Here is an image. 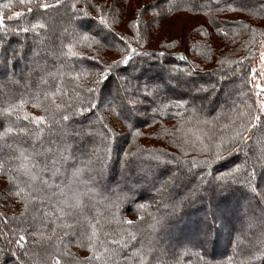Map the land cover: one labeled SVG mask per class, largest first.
I'll return each mask as SVG.
<instances>
[{
    "label": "trees",
    "instance_id": "trees-1",
    "mask_svg": "<svg viewBox=\"0 0 264 264\" xmlns=\"http://www.w3.org/2000/svg\"><path fill=\"white\" fill-rule=\"evenodd\" d=\"M167 1L170 6L169 0ZM49 2H54V0H49ZM65 2L69 3L70 0H65ZM6 3L12 5L15 1L0 0V13H3L8 26H19L35 18V15L27 14L25 8L24 17L8 21L7 16L12 13V10L11 7L3 8ZM177 3L179 7L173 11L200 14L217 11V0H177ZM260 4L261 0H219L218 7L224 9V12H241L256 18H264V12L254 15L247 10L259 9ZM200 5H207V7L201 8ZM242 6H246L245 10H230L231 8L240 9ZM59 9L66 12L69 22L75 21L79 24V27L72 28L65 34L67 40L65 44L63 40L59 41L57 38L42 39L45 30L41 29L37 30L39 35L36 32H28L20 35L8 34L4 37V40L8 38L10 41L7 43L3 41V48L7 49V57L3 51H0V107L18 103L21 98L26 101V106H34V97L38 93L41 94L40 98L43 100V92L54 90L57 87L62 92L65 86H71L74 75L85 77L92 73L95 61L89 57L67 54V44L70 42L75 43L78 40L83 42L84 36H87L95 38L107 49L122 48L123 42L117 41L116 34L106 32L103 34L88 29L89 27H96L99 31L100 28L104 29V26L99 25L96 19L82 12L74 14L67 7ZM59 9H52L47 13L58 12ZM245 25L244 21H231L225 23L224 28L232 36L231 38L236 39L249 29ZM81 26L88 31L84 32L79 29ZM14 49H18L19 52L12 56ZM36 56L38 61L31 63L32 57ZM28 62H30L29 65H27ZM250 64L251 62L248 61L239 71H236L235 76L231 72L236 69L229 67L215 73L221 76L230 72L232 80L235 77L239 81L243 79L247 81L239 85L241 89L237 92V96L235 95L236 98L231 99L230 97L227 105L219 110L210 109L209 106H198L188 98H165L156 88L150 87L154 100L147 108L145 125L151 126L169 121L178 123L191 121L208 127L212 123L224 122L228 127L222 131L224 135H227L233 128L232 124L233 126L239 125L243 120L242 114L248 111L245 105L253 104L255 99L251 88ZM121 66L122 71H128L138 80L147 81L159 76L164 77L167 81L166 89L172 92L183 87L181 78L193 82L196 77H206L203 73L194 72L182 54L171 56L160 52L141 51L132 55L131 59ZM132 69H135L133 74ZM222 77L228 78L227 76ZM42 80H46L47 84L42 83ZM112 80L111 73L106 74L102 83L104 89L111 84ZM122 95H124L123 92H121L119 106H124L128 116H132L135 121L142 120L135 112V108L130 107L125 102V96ZM24 110L22 108L19 112V119L16 116L6 118L0 115V133L10 126L17 132L19 128L25 126L34 128V125H29V122L23 119L24 113H28ZM121 111L119 107L115 109L116 115L128 127L132 133L131 136H134L136 127L124 114H121ZM91 113L90 110L77 113L72 116L73 122H80ZM99 122L105 131L104 135H100L92 127L85 130L94 135L92 140L85 135L81 136L80 140L76 137H67L69 132L72 134L80 132V129L76 127L70 128L68 121L62 122L61 125L53 124L51 130L45 127L40 139L34 135L25 136L15 133L0 139V145L3 147H0V160L7 161L9 167L16 169L13 175L16 176L21 187L31 184L37 190L36 194L42 198L37 202L42 203L43 210L38 209L37 218H31L28 221L30 226L26 227L27 231L35 233L37 229V234L41 232L43 236L53 234V237L50 236L51 239L45 241L47 242L45 245L37 247V253L34 254H30L32 247L29 245L21 250L14 243L8 245V239L12 238L9 234V238L8 235L2 236L3 242L0 248H4L5 253L0 255V264H5L4 255H6L7 262H13V264H37L34 261L38 264H48L47 256L53 251V244L57 237L62 238L63 243L59 247L61 251H64L67 244L73 241L78 244L79 241L84 240L85 234L91 233L88 222L95 224L97 220L99 221L98 236L93 243L101 256L106 259L96 260L93 264H140L141 256L146 264H177V262L179 264H205V262L207 264H264V256L255 260L250 259L254 251L258 252L264 248V202L257 193L259 185L257 178H254L255 192L251 190L246 181L248 172H244L246 176H243L240 171L234 179H220L224 173L234 169L236 163H232L239 160V154L227 151L223 152V158L220 159L215 158V155H209L206 158H184L168 155L163 149L142 148L140 151L127 150L122 153V157L115 158L116 154L121 156V149L116 147V150L112 152L109 141L115 140L116 146L117 138L110 129L105 127L103 121L99 119ZM210 127L212 133L218 134L215 130L217 126L211 125ZM257 127L260 126L257 125ZM78 141L88 146L89 150L86 153L76 148ZM106 147L109 149L107 152ZM225 147H230L229 143ZM21 151L29 157L28 161L18 158ZM48 154L52 156L49 157ZM70 160L74 164H71ZM21 163H27L29 166L36 165L31 168V172L36 176L35 180H32L31 176L26 174L25 169L20 167ZM252 166L253 164L246 162L243 167L246 169L248 167L250 171ZM166 167L171 168L172 174L177 179L174 183H169L165 190L162 189V185L173 176L171 174L165 178L161 177L162 173L167 171ZM153 168L157 170L153 176L156 181L149 184L148 178ZM261 168L264 172V165L263 167L255 166V172ZM77 169L79 172L74 176L73 173ZM184 174L189 178L184 180ZM4 176L7 177V175ZM64 179L67 181L75 179V182L79 180L82 188H71ZM101 182H105L108 186H115L113 194L105 193L99 185ZM74 194L79 195L82 207L69 210L62 202L65 199L71 200ZM60 207L71 211V216L62 215L59 212ZM255 209L261 211L260 220L253 215ZM127 213L138 216L139 219L129 224L126 218ZM42 217L45 220L41 225ZM239 221H242V225L235 226ZM0 222L3 226L4 223L1 220ZM64 223L71 224L73 227L64 229L62 227ZM5 227L9 226L5 225ZM66 231L68 235L64 234ZM129 232L135 235V239L128 238L127 233ZM152 234L158 235L159 242L168 240L170 244L187 248L168 252L154 243L156 241H153ZM121 236L126 241L125 244L111 243L113 239H119ZM256 242V248L252 247ZM105 247L109 249V252H104ZM123 247H127L128 250L123 252ZM82 248L89 250L88 247ZM11 250L19 251L17 255L20 256V263H16ZM24 252H27V255H24ZM216 256L219 257L214 261L213 258Z\"/></svg>",
    "mask_w": 264,
    "mask_h": 264
},
{
    "label": "rangeland",
    "instance_id": "rangeland-1",
    "mask_svg": "<svg viewBox=\"0 0 264 264\" xmlns=\"http://www.w3.org/2000/svg\"><path fill=\"white\" fill-rule=\"evenodd\" d=\"M8 1L10 2V0ZM14 1L15 4L13 3L11 5L12 12H24L25 7L19 4V0ZM153 5H156V7H153ZM168 5L167 0H78L76 5L77 8H86L87 15L96 19L100 23L99 25L104 26V29L100 28V31L96 27H89L88 29L103 34H105V32L114 35L116 34L117 41L123 42V45L121 46L123 49H107L100 44L98 40L90 37H88V39H83V42L78 40L75 41V43H68L72 44L73 51H75L78 56L89 57L95 61V64L92 73L89 75L85 77H81L78 74L74 75L72 79L74 81L71 86H65V90L58 93L56 103L70 106L74 109L83 107L85 109L84 112H86L88 109L87 100L92 99L93 97V94L88 93L87 89L89 87H96L97 91L96 95L94 94L93 103L98 107H95L94 111L87 118H84L85 121L73 122V118H71L67 124L70 125V128L76 127L80 129V132L73 134L69 132L67 137H76L80 140V137L85 135L92 140L94 139V135L85 131L88 127H92L96 129L100 135H104L105 131L101 126V122H99V118H103L100 120L105 123L107 128L110 129L111 133L117 138L116 146L115 140H113V142L111 140L109 141V146L112 148L111 151L113 150L112 152H114L116 147L121 149V156L116 154L115 158L122 157V153L127 150L140 151L142 148L163 149L168 155H177L184 158H206V156L215 155L217 144L223 142L225 146L228 145L229 138L234 135V132L239 125L233 126L232 124L231 127L233 128L230 129V132L227 135H224V132L222 131V129L226 128L224 122L211 124L212 126H217L215 130L218 134L212 133V130L210 129L211 125H208L207 127L201 125V123L198 125L191 121L186 123L169 121L151 126L145 125L147 108L152 105V101L154 100V96L151 92L152 89L150 87L156 88L165 98H188L194 101L198 106H209L210 109L219 110L227 105L228 100L230 101V97L231 99L236 98L237 92L241 89V86L239 85H242V83H246L247 81L245 79L239 81V79H235V77L232 80V74H229L230 72L221 76H219V74L215 75L218 70H225L228 67L236 69L234 72H231L235 76L237 74L236 71H239L242 66L250 61L251 70L256 69L257 72L255 82L264 84V77L259 76V71L261 70L262 64H264L260 59V53L264 52V18H256L253 15L252 17L245 13L229 11H215L209 14L187 13L183 11L168 12ZM157 13L160 14L157 15ZM101 15L104 16L107 24H101ZM248 16L250 18H248ZM212 17L215 18V23L213 22ZM35 19L36 17L30 19L29 22H35ZM44 21L46 27L41 29L45 30L42 39L49 40L51 38H57L59 41L63 40L64 44L65 41H67L65 34L72 28L75 29L76 27H79L77 22L68 21L67 14L62 9H59L58 12L45 13ZM231 21H244L246 22V25L249 26V29L244 31L245 33L241 34L238 38H231L232 36H230L227 29L224 28V24ZM222 22H224V24ZM27 23L28 22L25 21L20 25H26ZM134 25L137 26L134 27ZM79 29L84 32L88 31V29L82 26ZM253 29H255L254 32L252 31ZM225 32L228 34L227 36L223 34ZM121 37L124 39H121ZM9 41L8 38H5L4 40L5 43ZM132 49H135V52H133ZM141 51H154L171 56L174 54H182L187 59L190 68L194 72L203 73L206 77H196V80L193 82L181 78L183 87L172 92L171 90L166 89L167 81L164 80V77L159 76L147 81L138 80L133 75H130L128 71H122L121 64H123V62L118 64L114 63L116 61H122L126 56H132ZM222 60L224 61L223 64L221 63ZM33 61H38L37 56L32 57L31 63ZM237 61L241 63H236ZM29 63L30 62H28L27 65H29ZM134 70L135 69L131 70L132 74L135 72ZM98 73H104L105 78L106 74L111 73L113 80L109 86L105 87V89L102 84L105 78L101 80L99 85L93 83L94 80L97 79ZM250 74V79H252V71H250ZM222 76H227L228 78L225 79ZM76 77L79 78L77 79ZM212 85H215V91H212ZM201 86L208 89V91H197ZM253 91L255 93L258 89H253ZM121 92L124 94L122 96H125L126 98L125 102H127L130 107L135 108V112H137L142 120L135 121L132 119V116H128L127 110L124 106H119V103L121 102ZM117 107L122 110L121 114H124L129 119V122L136 127L134 136H131L132 133L128 130V127L116 115L115 109ZM23 108L33 116L45 115L42 111V106L28 107L25 104ZM260 115L261 121L263 122L264 114ZM242 118L244 119L243 116ZM137 132L140 134L136 135ZM245 135L250 138L246 142L242 141L235 145V148L240 150L233 151L234 153L239 154V160H235L232 163H236L233 168H235L236 165L244 166L246 162H248V164H255V166L258 167H263L264 160H262L261 157L264 155V128H251ZM0 147L3 148L1 145ZM76 148L82 153H86L89 150L88 146L81 141L76 145ZM47 153L48 152H46V154ZM48 155H50L49 157L52 156L51 154ZM241 161L243 162L241 163ZM69 162L71 164L73 163L71 160ZM166 168L167 171L162 173V178L172 174L171 168ZM151 170L150 178H148L149 184H153L156 181L153 176L157 170H155V168ZM262 170L263 168H261V170L257 169L255 177L259 182L257 193L261 201L264 202V172H262ZM241 171L242 175L246 176V173H244L245 171L243 169ZM140 172L142 173V171ZM183 177L184 180L189 178V176L185 174ZM77 179H79V177H77ZM74 180L67 181L64 179L65 182L70 184L71 188L75 189L77 187L78 189H81L82 184H79V180H77V182ZM99 185L105 193H109L110 195L115 191V186H108L105 182H101ZM7 187H10L7 177L0 175V194H2ZM35 203L36 204L32 207L31 213L26 218L12 220L11 218L14 215L19 217V213L23 211V203L18 197H11L5 201L2 196H0V213H5V217H0V220L4 223L2 226L0 222V245L2 244L1 242H3L2 236L4 235L7 236L9 234L12 238H15V233L11 230L20 227L21 220H27L26 224L23 225L24 227H27L30 226V222L28 223V221L31 220L32 216L37 218V210L40 208V210H43V207L41 206L42 203L39 204L37 201ZM253 215L256 219H259L261 217V211L255 209ZM252 217H250V219ZM126 218L131 222H135L139 219L138 216L136 217L130 213L126 214ZM5 219L7 220V223L4 222ZM43 220L45 219H42L41 225L43 224ZM243 220L244 219H242V221ZM242 221H239L235 226L240 227ZM260 224L262 225V222H260ZM5 225L9 227H5ZM44 225H46V223H44ZM245 228H247V226ZM36 231L37 229L35 230L36 234L34 235H29V231L24 233L26 245L32 247L30 254L37 253V247L39 248L41 245H45V243H47L45 241L48 240V237H53V234L43 236L41 235V232L37 234ZM9 235L8 238L10 237ZM257 236L259 237V235ZM152 239H154L153 241H156L154 243L157 246L163 248V250L166 249L168 252L183 249V247L187 248L186 246L170 244L168 240H161V242H159L160 238L158 235L152 234ZM55 244L56 242H54L53 246ZM256 245L257 242L254 243L252 247L256 248ZM66 250L70 251L79 259L92 255L88 249L82 248L79 243L76 244L74 241L67 244ZM127 250V247L122 248L123 252H126ZM11 253H15V255H12L15 256L16 263H20V260H17V257L20 259V256L17 255L19 251L11 250ZM5 256L6 255L3 256V262L5 264H13V262H7ZM218 257L219 256L214 257L213 260L216 261ZM34 263L38 264L36 261H34Z\"/></svg>",
    "mask_w": 264,
    "mask_h": 264
},
{
    "label": "snow or ice",
    "instance_id": "snow-or-ice-1",
    "mask_svg": "<svg viewBox=\"0 0 264 264\" xmlns=\"http://www.w3.org/2000/svg\"><path fill=\"white\" fill-rule=\"evenodd\" d=\"M77 3L78 0H71V2L66 3L65 0H54V2H49V0H19V4L24 6L27 10V14H33L35 15L36 19L35 22H29L26 25H20L15 27H10L5 23V17L3 13H0V51H3L5 56L7 57V49L3 48V41L4 37L8 34L13 35H20L21 33H28V32H36L37 35H39V32L37 30L44 29L46 27L45 21H44V14L47 13L49 10L52 9H59L61 7H67L69 8L74 14L77 12H82L84 15H87V9H77ZM170 6L167 8L168 12H172L174 9H178L179 4L177 3V0H169ZM219 0H217V11H224V9L218 7ZM11 7V3H6L3 5V8L8 9ZM153 7H156V5H153ZM201 8L207 7V5H200ZM246 6H242L240 9L237 8H231L232 11H240L245 10ZM43 10V11H41ZM254 15H259L261 12H264V0H261V4L259 9H247ZM160 13H157L159 15ZM25 16V12L21 11H15L12 12L7 16L8 21H12L14 19H19L21 17ZM78 18V17H74ZM213 22L215 23V18L212 17ZM100 22L101 24H107V21L105 20L104 16H100ZM137 25H134L136 27ZM245 27H249L248 25H245ZM253 32L255 29L252 30ZM225 36H227V33H223ZM84 39H88L87 36H84ZM121 39H124L121 37ZM68 53L69 55H77L75 51H73L72 44H68ZM133 52H135V49H132ZM19 52L18 49L12 50V56L17 55ZM131 59V56H126L123 58L122 61H116L114 63H127L128 60ZM260 59L262 62H264V52L260 53ZM221 63L223 64L224 61L222 60ZM236 63H241L237 61ZM252 88L258 89V91H255L254 96L255 99L253 100V104H246V108L248 109L247 112L243 113L244 119L239 124V127L235 130L234 135L229 138V145L230 147H225V144L223 142L216 145L217 151L215 152V158L220 159L223 158V152L224 151H239L240 149L235 148V145L240 142H246L250 137L246 136L245 134L251 129L256 128L257 125H259L261 128H264V122L261 121V115L264 114V84L256 83V69H252ZM259 76L264 77V64H262L261 70L259 71ZM77 79L79 77H76ZM104 73H98L97 79L94 80L95 85H99L101 80L104 79ZM42 83L47 84L46 80H42ZM212 91H215V85L211 86ZM97 88L96 87H89L87 89L88 93L93 94L92 99H88V109L91 110L92 108H95L96 105L93 103L94 94L96 93ZM199 92H207L208 89H205L204 87H199L197 89ZM60 92V89L54 88V90L51 91H45L43 92V100H41L40 96L41 94H37L34 97L35 100V107H41L42 111L45 113V115L40 116H33L29 113H24L23 119L29 122V125H34V128H30L28 126L19 128V131L17 132L16 129L13 127H8L4 130L3 133H0V139H3L4 137H7L9 134L15 133L16 135L23 134L25 136H31L34 135L37 139H40L43 136L45 127H47L49 130H51V126L53 124L61 125L62 122H66L71 120L73 115H76L77 113H83L85 109L83 107H78L77 109H73L70 106H65L60 103H56L57 95ZM26 103V101L21 98L18 103L9 104L7 107H0V115L10 118L12 116H16L17 119H19V112L22 110L23 105ZM254 105L255 107L254 109ZM166 107V106H165ZM254 109V110H253ZM103 119V118H99ZM105 127H107L105 125ZM225 127H228L226 125ZM140 133L137 132L136 135H139ZM10 147V146H9ZM109 149L106 147L105 151L107 152ZM125 155H128V153H125ZM22 161H28L29 157L25 156L24 152L21 151L20 156L18 157ZM262 160H264V155L261 157ZM207 162V161H206ZM21 168H24L26 171V174L30 175L32 180L36 179V176L34 173L31 172V168L36 167L35 164H32L29 166L27 163H21ZM244 170L245 172H248V176L246 177V181L251 188L253 192L256 191L255 185H254V178H255V164H253L251 170L243 168V165H236V167L231 171L224 173L220 179L226 180L228 178H235V175L239 173L241 170ZM16 171V169H13L8 166L7 161L0 160V175H7L8 184L10 187L5 188L4 192L0 194L2 198L7 201L11 197H18L20 198L21 202L23 203V211L19 213V217L14 215L11 219L17 220L20 218H26L32 210L33 205L38 199H42L39 197L36 193L37 190L34 189L31 184H26L25 187H21L20 184L17 182L16 176L13 175V172ZM79 170L77 169L76 172L73 173L75 176ZM177 177L173 175L169 178L168 181H165L162 185V189L166 190V187L169 183H174ZM46 183V182H45ZM27 189V190H26ZM63 195V193H62ZM64 205L67 206L69 210H75L77 208L82 207L81 201L79 199L78 194H74L71 200L65 199L62 202ZM143 207V206H141ZM59 212L64 216H71V211H66L64 207L59 208ZM0 217H5V213H0ZM33 219H35V216H32ZM5 223H7V220H4ZM27 220L23 219L21 220V226L12 229L15 233V238H9L8 239V245L15 244L19 249H24L26 247L25 243V235L24 233L27 232V228L23 225L26 224ZM127 223L131 224V221H127ZM97 224H99V221L97 220L95 224H93L91 221L88 222V226L91 228L90 234H85V239L82 241H79V245L81 247H88L89 251L92 253L91 256H86L83 259L77 258L75 255H73L70 251L64 250L61 251L59 245L63 243L60 237L56 238V244L53 246V251L48 253L47 260L48 264H93L96 260L106 259L101 256V254L98 252L97 248L95 247V244L93 241L97 238L98 232H97ZM64 229H70L73 227V225L64 223L62 225ZM35 233H29V235H34ZM65 235H68L69 233L66 231L64 233ZM42 235V234H41ZM127 236L129 239H135V235L133 233H127ZM48 239H51V237H48ZM114 245H121L125 244L126 241L124 240L123 236H121L119 239H113L111 241ZM104 252H109V249L107 247L104 248ZM5 253L4 248H0V255H3ZM15 255V253H12ZM24 255H27V252L23 253ZM137 255L139 256V251L137 252ZM199 256V254L197 253ZM260 256H264V248H261L258 252L254 251L250 257V259L255 260L258 259ZM17 260H19V257H17ZM140 264H146V261L143 259V256L140 257ZM179 264V262H177ZM207 264V262H205Z\"/></svg>",
    "mask_w": 264,
    "mask_h": 264
},
{
    "label": "bare ground",
    "instance_id": "bare-ground-1",
    "mask_svg": "<svg viewBox=\"0 0 264 264\" xmlns=\"http://www.w3.org/2000/svg\"><path fill=\"white\" fill-rule=\"evenodd\" d=\"M94 111V108H92L91 110H90V112H93ZM117 161V160H116Z\"/></svg>",
    "mask_w": 264,
    "mask_h": 264
}]
</instances>
